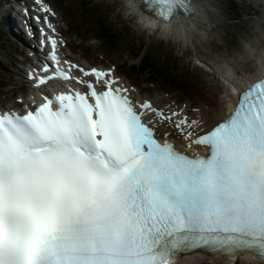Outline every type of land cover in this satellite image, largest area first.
<instances>
[{
  "label": "snow or ice",
  "instance_id": "6c2138e0",
  "mask_svg": "<svg viewBox=\"0 0 264 264\" xmlns=\"http://www.w3.org/2000/svg\"><path fill=\"white\" fill-rule=\"evenodd\" d=\"M48 41L54 72L36 86L60 79L69 90L0 113V264H176L196 249L264 258V82L198 135L196 121L134 104L111 70L57 66ZM165 121L209 155L178 151Z\"/></svg>",
  "mask_w": 264,
  "mask_h": 264
},
{
  "label": "rangeland",
  "instance_id": "374dc122",
  "mask_svg": "<svg viewBox=\"0 0 264 264\" xmlns=\"http://www.w3.org/2000/svg\"><path fill=\"white\" fill-rule=\"evenodd\" d=\"M52 1L64 18V28L68 27L69 23L79 27L85 25L84 31L78 33L80 40L72 41V44L80 42L79 46L85 45V53L97 60L102 58L103 52L105 58L124 70L129 64L136 67L142 52L149 50L157 52L161 60L165 57L173 61V67L177 69L176 75L186 77L189 82L187 85L194 88L191 96L162 85H153L148 82L145 74L132 79L141 88L146 89L148 95L157 99L168 97L180 102H189L191 105L200 106L201 110H207L211 106L212 110L221 107L219 105L223 104L227 98L224 86V82L227 81L224 79L227 75L225 67L230 64L227 60L233 56L236 58L237 52L244 50L245 46L247 48V43L253 44L255 38H260L259 34L253 33L255 28L253 25H256L257 17L251 13L255 12L256 6L255 4L250 6L249 2H243V0H215V7L206 12L204 27L186 39L180 33L167 34L162 27L156 30L144 27L145 25L138 21L137 15L132 13V9L127 6L128 3L125 0ZM93 12H99L105 16V21L122 34L119 44L114 49L95 39L86 41L99 34L97 29H93L91 21ZM237 16L239 19H235ZM69 34L72 38L75 36L73 33L69 32ZM16 42L14 37H5L0 32V76L3 77L0 79V91L2 87L7 86L8 89L12 87L9 85L14 80L12 74H15L12 47ZM263 46V44L257 46V54H261ZM253 60L255 64L240 61H234V63L231 61V64L235 65L234 69L239 73L255 72L258 60ZM168 80H171L170 76ZM244 262L246 261H237L236 264H248L249 261Z\"/></svg>",
  "mask_w": 264,
  "mask_h": 264
},
{
  "label": "bare ground",
  "instance_id": "6f19581e",
  "mask_svg": "<svg viewBox=\"0 0 264 264\" xmlns=\"http://www.w3.org/2000/svg\"><path fill=\"white\" fill-rule=\"evenodd\" d=\"M125 1L131 6L130 8L132 9V11L137 10V12L141 16V20H143V22H144V25L151 26V27H155V26L160 27L161 26V27H163V29L169 30L172 33H175V32L177 34L180 33V35H182V37L184 36L185 39L188 38V36L191 37V35L194 33L195 34L198 33V30L202 29L204 27V25L206 23V21L204 23L206 12L208 10H210V8L215 7L214 6L215 0H195L196 6L193 8V10L189 14H187L183 18V20L174 21V23H173L172 19H170L168 21L159 20V22H157L158 21L157 19L151 18V17L147 16L146 14L141 13L138 10V7L136 6V4L134 3L133 0H125ZM198 36H199V34H198ZM193 37H194V35H193ZM189 40H190V38H189ZM257 60H258V63H257L258 66H257L256 71L255 72L252 71L254 73H252L248 76H244V74L240 75L239 71H236V69H234V67H235L234 64H229L226 67L227 68L226 74L232 78V81L234 82L236 87H239L246 80L250 81V80H253V79L259 77L262 73L264 74V62H263V58L261 57V55L259 56V59H257ZM224 111H225V108H223L222 106L219 108H214L213 110H212V108H210L207 110V113L200 110L199 112L193 114V117H195V121L198 122L199 126L197 127L196 125H193L192 127L196 128V129L204 128V130H205L208 127H210L213 123L217 122L219 119H222L225 116ZM239 261H249V262H252L255 264H263V263L259 262L258 258L253 259L249 255L245 256L243 259H241ZM208 262H210L209 256L203 255L201 258H196L193 255H189V256L184 257L180 261V263H178V264H190V263L199 264V263H208ZM214 263H216V264H230V262L226 261L225 259H221V258L214 260Z\"/></svg>",
  "mask_w": 264,
  "mask_h": 264
},
{
  "label": "trees",
  "instance_id": "16d2710c",
  "mask_svg": "<svg viewBox=\"0 0 264 264\" xmlns=\"http://www.w3.org/2000/svg\"><path fill=\"white\" fill-rule=\"evenodd\" d=\"M91 21L97 29L106 37L109 47L115 48L120 42L122 34L118 32L114 26L105 21V16L99 12H93ZM166 53V51H165ZM164 53V54H165ZM166 56V55H165ZM144 67H151L156 70L157 73H161L166 78L170 76L171 82L174 85H187L189 82L186 77L176 75L177 69L173 67V61L167 60L165 57L161 60L160 55L157 52L145 50L139 60V66L133 67V72L139 74L142 72Z\"/></svg>",
  "mask_w": 264,
  "mask_h": 264
},
{
  "label": "water",
  "instance_id": "95a60500",
  "mask_svg": "<svg viewBox=\"0 0 264 264\" xmlns=\"http://www.w3.org/2000/svg\"><path fill=\"white\" fill-rule=\"evenodd\" d=\"M188 2L194 4L195 3V0H188ZM177 14H178V12H177Z\"/></svg>",
  "mask_w": 264,
  "mask_h": 264
}]
</instances>
